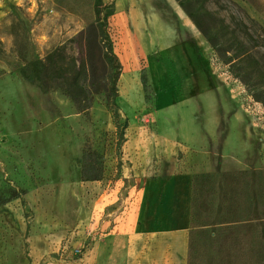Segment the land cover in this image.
Segmentation results:
<instances>
[{
  "label": "rangeland",
  "instance_id": "obj_1",
  "mask_svg": "<svg viewBox=\"0 0 264 264\" xmlns=\"http://www.w3.org/2000/svg\"><path fill=\"white\" fill-rule=\"evenodd\" d=\"M7 2L0 9V264H96L87 252L104 234L121 237L112 242L121 258L122 238L137 234L140 193L172 179L194 201L185 208L198 227L190 264H264V109L177 3L102 0L114 6L107 30L122 67L117 105L128 119L118 155L104 94L83 115L57 89L42 93L19 74L22 61L44 57L93 23V0ZM205 7L207 31L223 21L240 33L243 23L252 37L246 46L264 60V0H206ZM77 50L68 46L69 55ZM84 151L101 156L100 181H82ZM238 171L249 172L252 216L218 225L220 174ZM206 173L215 176L210 193L192 194V178Z\"/></svg>",
  "mask_w": 264,
  "mask_h": 264
},
{
  "label": "trees",
  "instance_id": "obj_2",
  "mask_svg": "<svg viewBox=\"0 0 264 264\" xmlns=\"http://www.w3.org/2000/svg\"><path fill=\"white\" fill-rule=\"evenodd\" d=\"M185 16L209 44L217 61L227 69V73L240 82L249 97L264 109V60L253 53L245 44L244 39H252L243 23H238L240 33L224 26L221 21L219 29L207 31L205 20L212 18L206 10V0H174ZM94 21L80 31L67 43L56 47L44 57L30 61H22L20 76L26 81H34L40 91L46 93L57 89L74 106L79 114L88 115L94 98L105 95L106 106L111 112L112 121L117 131L116 150L118 155L125 143V131L128 119L123 116L117 105V83L122 67L114 53L113 42L108 34V19L114 15L113 4L104 5L102 0H93ZM207 23V22H206ZM208 25V24H207ZM264 45V26L258 35ZM77 45V53L69 55L68 46ZM140 83L143 91L147 89V79L142 73ZM101 156L97 152L84 151L81 162V179L85 182H97L102 178ZM222 183L221 200L223 215L218 225H235L250 221L252 207L250 203V182L248 171L223 172L220 174ZM214 175L200 174L192 178V194L199 197L210 193L213 188ZM16 197V196H15ZM244 199L245 209L240 200ZM191 196L190 206H193ZM188 236V262L191 263L195 246L196 229L190 221ZM204 249V244L203 248Z\"/></svg>",
  "mask_w": 264,
  "mask_h": 264
},
{
  "label": "crops",
  "instance_id": "obj_3",
  "mask_svg": "<svg viewBox=\"0 0 264 264\" xmlns=\"http://www.w3.org/2000/svg\"><path fill=\"white\" fill-rule=\"evenodd\" d=\"M7 3V0H0V9ZM3 16L0 10V19ZM140 194L133 204L139 223L137 234L129 240L122 238L121 258L114 256L112 245L121 237L112 234L93 238L87 255L95 259L96 264H187L190 224L185 208L190 205V191L177 186L172 179L166 183L158 180L156 185L146 186Z\"/></svg>",
  "mask_w": 264,
  "mask_h": 264
},
{
  "label": "bare ground",
  "instance_id": "obj_4",
  "mask_svg": "<svg viewBox=\"0 0 264 264\" xmlns=\"http://www.w3.org/2000/svg\"><path fill=\"white\" fill-rule=\"evenodd\" d=\"M136 1H139V0H125V4L128 7H132Z\"/></svg>",
  "mask_w": 264,
  "mask_h": 264
}]
</instances>
